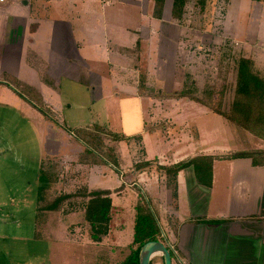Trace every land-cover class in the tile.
Here are the masks:
<instances>
[{
    "label": "crops",
    "instance_id": "obj_1",
    "mask_svg": "<svg viewBox=\"0 0 264 264\" xmlns=\"http://www.w3.org/2000/svg\"><path fill=\"white\" fill-rule=\"evenodd\" d=\"M95 1L0 0V98L6 96L8 101L15 106L16 110L12 112L15 117L25 114L36 120V123L37 120L42 122L40 128L45 134V144H43L45 155H58L59 147L65 144L77 155L75 157L82 158L84 156L81 157V155H88V153L86 145L81 140L75 141L72 133L70 134L73 137L66 129L59 128L55 122L46 119L27 99H24L21 94L22 98L19 97L16 94L18 92L10 89V85L1 80L12 79L18 85L22 82L38 92L43 102L63 119L61 82L75 80L87 86L94 93L97 85L94 83L98 82L100 85L103 82L102 69L105 68L103 65H98L108 64L112 67L108 76L116 72L117 76H122L121 80L124 84L123 90L116 87L118 92L112 93L120 102L121 133L127 138L121 142H133L136 137H140L138 140L141 141L143 151L141 154L143 157L140 158L139 163L141 167L137 168L138 165H134L137 161L135 157H132L133 154L129 149L133 147V150H137L136 144L123 146L122 143L121 152L116 153L122 169L121 179L112 168H105L101 164L95 165L94 163L87 170L80 169L79 172V168L77 169L71 161L65 168L69 170L71 166L70 170L74 168L82 177L78 179V188L85 186L88 191H110L113 209H125L127 206L133 213L134 220L140 195L133 188L135 185L142 188L148 199L150 197L154 199V208L158 209L160 223L169 224L166 236L169 244L177 252L176 264H264V165H254L251 158L217 157V155L252 149H264V145L215 152L216 146L206 145L205 140L200 136L195 142L190 140L186 148L173 150L170 158H166L167 153L164 147L156 152L147 147L146 142L151 143L150 138L155 139L156 137V140L160 142V137V143L163 144L166 139L178 137L173 132L172 123L175 125L180 123L178 120L174 122L171 120L175 114L172 110L177 102L198 103L188 97L177 99L171 96L173 93L180 92L185 85L184 78L176 80L178 70L176 62L168 64L172 56L170 45L177 43L178 32L179 34L181 32L180 25L175 20L171 21L173 0H166L162 18L153 16L154 0H143V2L142 0H101L102 7L110 5L111 10H119L125 2L137 5L139 10L143 7L144 14L140 17L142 25L137 28L124 27L128 32L137 31L132 32L135 37L132 42L127 43L130 45L112 43L113 39L106 30L109 28L110 19L104 16L103 30H97L101 27L95 25L97 18L95 12L92 13L95 14L94 16H87V21L80 23V9L83 11L82 14H85L95 4ZM168 2L170 12L168 19L165 20V9ZM243 2L250 5L249 11L255 18L254 26L252 25V28H255L252 29V36L264 39V31L258 33V24L262 21L257 18L264 15V2L256 0H243ZM145 3L147 4L146 12ZM64 6L67 10L74 11L73 14L60 16L59 8ZM27 8H30L31 16L28 15ZM54 12L57 15H54ZM120 19H122L121 16ZM76 21L80 23L79 26H75ZM111 26L112 23L110 24L112 35ZM116 34L119 36L118 32ZM143 45H145L143 49L145 56H143L140 67L138 65L139 53L134 47L141 46L136 47L141 50ZM154 51L158 52L154 55ZM130 53L132 56L129 59L127 55ZM105 54L106 59L98 58ZM124 59L128 61L125 62ZM253 59L257 62L255 56ZM166 67H169V71L171 69L172 76L171 72L164 71ZM146 68L147 73L143 75L141 72ZM259 68L264 71L260 64ZM151 78L153 81L149 80ZM170 78L174 84L178 85V90L165 92L163 82L169 81ZM113 80L117 82L115 77ZM1 86L5 89H1ZM148 86L160 89L162 95L154 94L152 89L147 88ZM47 93L57 104H49L46 101L49 97ZM158 107L161 110H157ZM30 110H34L36 114ZM146 113L148 117L152 116L150 122L146 121ZM158 117L160 123L156 124ZM163 122L170 125L165 127ZM64 124L67 126L65 122ZM193 144H200V146L192 150L190 146ZM145 151L149 154L146 155ZM196 155L215 156L212 162L211 184L199 183L195 168L188 166L178 172L174 186H169L164 170L157 167L170 166ZM76 160L73 159L75 162ZM149 161L150 165H144ZM80 167H82L81 164ZM132 179L135 182L130 184ZM116 186H120L121 191H113ZM62 191L70 193L75 192V189L68 191L62 189ZM150 192L153 193V197ZM126 193H129V201H126L127 198L125 200ZM114 218L113 214L112 221ZM5 238L7 237L0 234V245H4ZM102 257L106 256L97 255L96 263H99Z\"/></svg>",
    "mask_w": 264,
    "mask_h": 264
},
{
    "label": "rangeland",
    "instance_id": "obj_2",
    "mask_svg": "<svg viewBox=\"0 0 264 264\" xmlns=\"http://www.w3.org/2000/svg\"><path fill=\"white\" fill-rule=\"evenodd\" d=\"M52 5L56 6L55 4ZM102 5L101 0H96L95 4L85 14H82L83 11L80 9V23L85 20L87 21V16H94L95 14L93 15L92 13L95 12L97 13L95 25L99 28L101 27L100 29L97 28V30H103V16L110 19L109 28L106 30L110 38L113 39L112 43L125 45L132 42L134 40L133 37H135L132 35V32L137 31L132 30L128 32L124 27L137 28L142 25L140 17L144 14L143 7L139 10L137 5L125 2L119 10H111L109 8L110 5L103 7ZM169 6L170 3L168 2L165 9V15L167 16L164 17L165 20L169 16ZM249 8L250 5L245 4L243 0H210L204 8L195 5L191 1L182 22L176 21L181 27L180 34L178 32L180 43L178 39L175 45L172 43L170 45L172 56L168 64L176 62L178 69L176 71V80L184 78L190 88L192 86L196 87V96L203 99H206L208 95L204 91L200 92V88H206L207 84L216 82L219 90H222L223 93L215 92L211 103L216 104V107L219 106L224 112L229 110L234 96L236 60L241 56H250L252 58L255 56L257 59V62L255 61L256 65L259 67L260 64L264 68V39L259 36L256 38H254V35L252 36V29H255L252 28L255 18L252 17ZM85 9L88 8L85 7ZM144 10L145 12L147 10L146 3ZM27 12L31 16L32 12L30 8H27ZM73 12L72 10H67L64 6L63 8H59L58 13L60 16H66L73 14ZM53 14L57 15L55 12ZM120 16L122 19H120ZM257 18L262 21L258 24V33L260 31L262 33L264 31V15ZM171 21H174L172 17ZM80 23L76 21L75 26H79ZM111 23L112 35L110 33ZM117 32L119 36L116 34ZM144 46L141 50H139L141 46L134 47L137 50L136 52L139 53L138 65L140 67L142 66L143 56H145L143 54ZM136 47L139 48L137 49ZM149 51L152 53L150 48ZM167 51L169 50L167 49ZM157 52L154 51V55ZM131 56L132 53L127 55L129 59ZM105 57L106 54L98 56L100 60H103ZM124 61L128 60L124 59ZM93 64L95 65V63ZM100 65L105 67L102 69L103 82L100 85L98 82L94 83V85L97 84L94 93L87 86L75 80H68L66 83L62 81V85L60 83L62 94L61 108H63L62 110L60 109L61 114L64 116L63 119L67 126L74 129V131L81 128L80 126H88L87 128H93V130L97 128L96 130L118 134L122 132L120 102L117 101L118 99L112 93L118 92L115 89L116 87L119 90L124 89V84L121 80L122 76H117L116 72H112L113 74L108 76L109 70L112 71V67L104 63H100L98 66ZM164 71L168 72L169 67H166ZM169 72H171V69ZM141 73L145 75L147 68ZM170 75L172 76V72ZM114 77L117 82L113 80ZM8 80L5 84H11L9 88L14 91L15 89L12 85L17 86L15 85L16 81L12 79ZM42 82L45 84L44 80ZM99 86L101 87L99 88ZM163 86L165 92L178 90V85L174 84L172 78L169 81L163 82ZM18 87L24 96L30 97V93L22 82L19 83ZM184 87L185 89L188 88L185 85ZM147 88L152 89L154 94L158 93L162 95L161 90L154 86H148ZM1 89L5 88L2 87ZM16 94L21 97L19 93ZM101 94L103 97L100 98ZM47 96L49 97H47L46 101L49 104H57L48 93ZM199 103L192 101L177 102V106L175 105V108L172 110L175 114L171 120L173 122L174 120H178L180 123L176 125L172 123L173 132L178 137H169L170 139H166L163 144L160 143V137V142L156 140V137L155 139L150 138L151 143L149 141L146 142L148 149L156 152L164 147L167 153L166 158H170L173 150L186 148L190 140L191 142H195L200 136L203 137L206 145H211V147L216 146L214 148L215 152L264 145V138L255 136L235 126L222 115L211 111L206 105ZM147 104L150 105V103ZM15 110V106L8 101L6 96L0 98V234L7 237L4 239L6 241L4 245H0V264H119L130 253V244L134 235V215L126 204L125 209L113 210L115 218L112 221V228L109 236L105 238L106 242L102 243H95L90 239L89 226L87 223V225L85 224L84 218L78 212L80 209H70V203L75 202L79 205V203L84 201L83 197L78 196L64 201L61 209L56 211H41L38 214L37 199L42 158H49L52 162L63 166L64 170L58 176L59 181L51 185L50 189L45 192L46 200L41 202L43 206L46 203H51L54 198L69 193L63 192L62 189L67 191L75 189V192H70L71 194L78 192H81V194L86 193L88 189L85 186L78 188V179L82 178L80 174L74 168L71 171V166H69V170L65 167H68L72 161L77 169L79 168V172L81 171L80 169L82 171H84L83 169L87 170L95 163L93 160L94 155L88 153V155H81V157L84 156L82 158L75 157L77 155L72 150L70 151L65 144H61L59 147L60 151L58 155H45L43 151L45 134H43L40 128L42 122L37 120L36 123V120L25 114L15 117L12 113ZM177 110H180V112H177ZM30 111L35 113L34 110ZM147 113L146 121L150 122L152 116L148 117ZM157 119L156 124H159L160 118L158 117ZM78 123L80 125H76ZM56 125L59 128H63L59 124ZM169 125L163 122V126L167 127ZM69 135L71 134L69 133ZM73 139L79 142L76 138L73 137ZM100 139L103 141V146L96 152L98 153L96 158L99 157V154L103 155L105 163L100 161V163H95V165L101 164L105 168H112L115 173L119 174L121 179L122 169L118 163L117 154L118 151L121 152L120 149L124 145H131L132 143H135L138 148L137 150H133V147L129 148L130 153L133 154L132 157H135L137 161L134 165L136 166L141 162L140 158L143 157L141 155L143 153L141 141H124L123 143L121 142L123 140H115L104 132L100 134ZM199 146L200 144H193L190 148L196 150ZM147 153L145 151L146 155ZM111 154L116 158L117 166L111 163V158L108 156ZM73 159H77L76 162ZM80 164L82 167H80ZM132 180L129 182L130 184L135 182ZM57 186L58 188H56ZM126 188L128 189V187ZM121 189L120 186H116L113 191L118 192ZM133 190L138 191L139 195L145 194L143 189L136 187V185ZM150 194L151 196L153 195L152 192ZM150 199L152 211L159 220L162 236H166L169 224H165V222L160 223L158 209L154 208L155 201L151 197ZM125 200L129 201V193L125 194ZM73 211H75V214H68ZM38 215L41 216L37 221ZM70 225H73V228H70ZM76 225L77 227H74ZM133 246V248L137 247ZM97 255H104L106 257H102V260L96 263ZM152 264H163L162 257L156 255L153 258ZM173 264H176V259L173 260Z\"/></svg>",
    "mask_w": 264,
    "mask_h": 264
},
{
    "label": "trees",
    "instance_id": "obj_3",
    "mask_svg": "<svg viewBox=\"0 0 264 264\" xmlns=\"http://www.w3.org/2000/svg\"><path fill=\"white\" fill-rule=\"evenodd\" d=\"M193 1L195 5L204 8L210 0H173L171 17L177 22H182L184 14L186 13L188 5ZM263 1L264 0H256ZM166 0H154L153 16L156 18H162ZM7 82V80H1ZM9 84V83H7ZM17 86L12 87L16 92L21 94L27 99L46 119L61 125L67 132L72 133L73 136L81 140L86 145L87 153L94 155L93 160L95 163L104 162L105 157L99 154L96 158L98 150L102 148L103 141L100 139L101 133H106L112 136L115 140H127V138L121 133L105 132L96 130L95 128L81 127L78 129L68 128L63 119L50 107H48L42 100L40 94L31 88L25 86L30 93V97L24 96ZM11 85V84H10ZM187 86L180 92L173 93V97H188L192 100L200 102L206 105L211 111L222 115L230 123L238 126L251 134L264 138V71H262L257 65L255 60L250 56H241L236 60V77L234 96L231 106L228 111L224 112L219 106L211 103V99L215 92L223 93L219 90V86L215 83L207 84L206 88H200V92L204 91L207 98L203 99L196 96V87L191 88ZM199 88V87H198ZM117 134V135H116ZM140 139L136 137L135 140ZM111 158V163L117 166V160L114 155H108ZM217 157L223 158H251L254 165H264V149H252L244 152H237L225 155H217ZM215 156L212 155H196L189 159L183 160L179 163L170 166L157 167L163 169L164 174L168 178L169 186H174L175 179L178 172L188 166H193L196 172V178L199 183L210 185L212 182V162ZM105 163V162H104ZM150 165L149 162H145L144 165ZM139 164L137 168H139ZM63 166H59L58 163L52 162L49 158L43 159L41 163L40 175H39V187H38V214L41 211H56L61 208L62 203L66 200L76 197H83V200L79 205L75 202L70 203V209H80L78 212L82 215L89 226L90 239L95 243H102L106 237L109 236L112 228L113 220V201L111 192L108 190H92L86 193H68L54 198L51 203L41 205L42 201H45V192L50 189L51 185H54L59 181L60 172H64ZM141 167V166H140ZM69 212L70 213H74ZM67 214V216H68ZM41 215L37 216L40 218ZM159 220L152 211L150 199L145 194H140V199L136 205V213L134 220V235L132 243L130 244V253L119 264H139L138 253L140 247L150 240H161L169 248L172 258L178 260L177 252L175 248L169 244L167 236H162V230L159 225ZM86 224V225H87ZM82 225V224H80ZM79 225V226H80ZM74 227H77L74 226ZM81 227V226H80ZM73 228V225H70ZM136 248H133L134 246Z\"/></svg>",
    "mask_w": 264,
    "mask_h": 264
},
{
    "label": "water",
    "instance_id": "obj_4",
    "mask_svg": "<svg viewBox=\"0 0 264 264\" xmlns=\"http://www.w3.org/2000/svg\"><path fill=\"white\" fill-rule=\"evenodd\" d=\"M160 255L163 264H173V258L167 245L161 240H150L145 242L139 249V264H152L153 258Z\"/></svg>",
    "mask_w": 264,
    "mask_h": 264
},
{
    "label": "built area",
    "instance_id": "obj_5",
    "mask_svg": "<svg viewBox=\"0 0 264 264\" xmlns=\"http://www.w3.org/2000/svg\"><path fill=\"white\" fill-rule=\"evenodd\" d=\"M175 252H176V250H175Z\"/></svg>",
    "mask_w": 264,
    "mask_h": 264
}]
</instances>
